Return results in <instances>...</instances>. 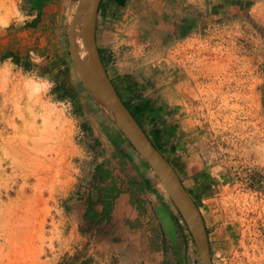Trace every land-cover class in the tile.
Masks as SVG:
<instances>
[{
  "label": "rangeland",
  "instance_id": "obj_1",
  "mask_svg": "<svg viewBox=\"0 0 264 264\" xmlns=\"http://www.w3.org/2000/svg\"><path fill=\"white\" fill-rule=\"evenodd\" d=\"M77 1L0 0L12 21L0 29V253L27 235L26 264H202L160 177L81 78L69 41ZM17 8L35 19L17 25ZM103 8L95 25L104 67L194 199L213 264H264V0ZM144 104L154 112L139 113ZM170 122L175 130L158 133ZM141 168L177 234L144 231L149 245L120 258L131 249L117 246L122 221L110 220V202ZM136 195L142 211L146 198ZM23 215L28 231H16Z\"/></svg>",
  "mask_w": 264,
  "mask_h": 264
},
{
  "label": "water",
  "instance_id": "obj_2",
  "mask_svg": "<svg viewBox=\"0 0 264 264\" xmlns=\"http://www.w3.org/2000/svg\"><path fill=\"white\" fill-rule=\"evenodd\" d=\"M98 4L92 20L88 16V0H78L77 10H75V17L84 44L89 47L90 74L96 83V89H92L86 84L80 70L77 69L99 106L129 138L128 140L144 156L160 177L167 193L186 221L197 245L202 264H213L207 228L194 199L183 185L174 166L154 145L151 137L147 135L131 110L125 105L104 67L95 38V16ZM164 175H166V178H164ZM155 209L164 231L170 237L176 236L175 223L165 205L158 199L156 200Z\"/></svg>",
  "mask_w": 264,
  "mask_h": 264
},
{
  "label": "crops",
  "instance_id": "obj_3",
  "mask_svg": "<svg viewBox=\"0 0 264 264\" xmlns=\"http://www.w3.org/2000/svg\"><path fill=\"white\" fill-rule=\"evenodd\" d=\"M114 2L116 5L122 6L125 4L126 0L123 1V3H119L117 0H111ZM149 2L155 0H148ZM159 1V0H158ZM103 2L104 0L99 1V10L100 12L105 13V8H103ZM100 16V14H99ZM100 20V19H99ZM96 28H95V38H98V30H99V23H96ZM145 103V102H144ZM146 104V103H145ZM149 109L152 110L151 106H147ZM172 122V121H171ZM168 123L166 129L162 131H158V133H163L164 135H168V132H172L175 130L176 125L174 123ZM171 148H173L174 151L177 153L181 152L184 149V143L181 140H173L171 145ZM117 171V170H116ZM115 171V172H116ZM135 176V177H134ZM134 177V178H133ZM130 178L132 179H126L122 185L118 183V186L121 187L119 190L118 194L114 198V200L110 202V220H121L122 222H119L118 224V230L121 231H115L113 233V236L120 235L122 238L117 242V246L123 247V245H128L129 250L128 252L122 251L118 253H122L120 255V258H137V251L136 247L140 244H143L144 246L149 245L148 239L144 240L140 237L145 235L144 231H147L150 235H152L153 231L156 235L158 236L159 231L160 234H162V231H164L162 223L157 215L155 205H156V200L157 198L155 197L154 193L152 192L151 189V179L149 175H147L143 169H137L136 172L130 173ZM128 180L134 181L137 183L136 187L135 185H131ZM202 183V181H201ZM136 188V189H135ZM136 191V192H135ZM137 194L136 197L142 196L146 198V202L144 203L141 201L140 206L142 207L141 209L137 206V202H133L132 198L134 197L133 195ZM96 198V196H94ZM98 204H95V210H97ZM101 206V205H99ZM101 208V207H100ZM99 208V210H100ZM91 211V209H90ZM88 213V211H87ZM138 224L137 221H139ZM146 236V235H145ZM126 237V238H124ZM128 237V239H127ZM149 237V236H148ZM119 248V247H118ZM119 251V250H118ZM148 251L149 250H145ZM130 252V253H129ZM145 260L149 261L150 259L151 262L149 264H157L156 262H153V258L145 256ZM150 258V259H147ZM63 262V261H61ZM60 262V264H61ZM76 264H84V261L79 260Z\"/></svg>",
  "mask_w": 264,
  "mask_h": 264
},
{
  "label": "bare ground",
  "instance_id": "obj_4",
  "mask_svg": "<svg viewBox=\"0 0 264 264\" xmlns=\"http://www.w3.org/2000/svg\"><path fill=\"white\" fill-rule=\"evenodd\" d=\"M98 2L99 0H88V16L91 20L95 15V10ZM69 41L71 45L74 63L76 67L80 70L82 78L90 88L96 89V83L90 74L91 62L88 53L89 47L84 44V40L79 29L76 17L75 22L73 23L70 29ZM164 178H166V175H164ZM187 203L190 206L189 202ZM22 218L24 219V222L23 224H21V227H19V229H17L16 231H28L26 226H28L29 224L30 217H28L27 215H23ZM15 239L16 238L12 239L14 243H12V245L10 246L9 252L0 253V264H26L25 258L30 255L31 251L28 236L24 235L22 239H20L22 240V245L20 247L15 244Z\"/></svg>",
  "mask_w": 264,
  "mask_h": 264
},
{
  "label": "clouds",
  "instance_id": "obj_5",
  "mask_svg": "<svg viewBox=\"0 0 264 264\" xmlns=\"http://www.w3.org/2000/svg\"><path fill=\"white\" fill-rule=\"evenodd\" d=\"M22 2H23V0H21V3ZM14 19H15V22L17 25L22 26L26 22H30L31 20L35 19V15L29 16V15L25 14L22 10L17 8V10L15 11ZM11 22H12L11 19L6 18L3 15H0V29H6L7 27H9ZM9 59H11V58H9Z\"/></svg>",
  "mask_w": 264,
  "mask_h": 264
},
{
  "label": "trees",
  "instance_id": "obj_6",
  "mask_svg": "<svg viewBox=\"0 0 264 264\" xmlns=\"http://www.w3.org/2000/svg\"><path fill=\"white\" fill-rule=\"evenodd\" d=\"M119 3H123L124 0H117ZM124 101V100H123ZM125 105L131 110L132 114L135 116L136 120L139 122L138 118L135 115V112L129 107V105L124 101ZM139 113H143L148 109L147 105H139L136 107ZM140 123V122H139ZM141 125V124H140Z\"/></svg>",
  "mask_w": 264,
  "mask_h": 264
}]
</instances>
